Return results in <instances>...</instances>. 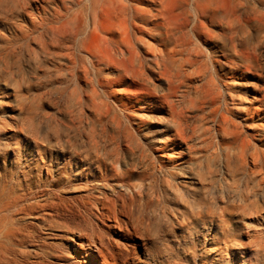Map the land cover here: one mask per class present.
I'll return each instance as SVG.
<instances>
[{"label": "bare ground", "instance_id": "bare-ground-1", "mask_svg": "<svg viewBox=\"0 0 264 264\" xmlns=\"http://www.w3.org/2000/svg\"><path fill=\"white\" fill-rule=\"evenodd\" d=\"M243 6L239 0H11L10 17L3 19L26 36L32 28L40 31L39 51L53 66L51 82L57 91L72 84L79 97L69 116L85 118L89 129L83 145L54 134L57 155L48 137L42 142L49 150L39 138L31 145L37 155H55L34 160L36 187L64 193L79 183L82 217L40 218L38 210L55 205L54 193L28 194L32 173L24 171L25 195L0 206V264L37 260L44 253L41 241L54 239L58 230L65 236L59 245L86 264H132L153 200L188 204L181 224H213L224 245L231 242V218L244 216L250 206L264 208V108L257 114L262 133L251 139L221 111L224 92L237 79L247 83L257 63L254 47L264 45V13L241 11ZM26 22L32 28L22 26ZM147 132L154 134L149 143H158L151 147L154 161L140 146ZM3 134L5 140L11 136ZM12 134L18 138L22 131L17 127ZM202 150L212 152L220 175L250 176L256 183L252 199L235 194L223 206L198 199L192 172ZM233 242L243 255V244ZM257 248L264 254V243Z\"/></svg>", "mask_w": 264, "mask_h": 264}, {"label": "rangeland", "instance_id": "rangeland-1", "mask_svg": "<svg viewBox=\"0 0 264 264\" xmlns=\"http://www.w3.org/2000/svg\"><path fill=\"white\" fill-rule=\"evenodd\" d=\"M239 1L244 4L240 8L241 11L245 8L264 13V0ZM10 5L11 0H0V74L2 75L0 125H5L0 129V206L4 201L25 195L22 175L27 171L32 173L34 187L32 191L27 190L28 194L36 191L40 194L41 190L45 194L54 193L55 205L44 212L38 210L40 218L53 217L56 221L80 220L83 211L76 202L81 185L77 183L74 189L64 193L57 188L49 191L48 187H36L39 172L36 168H32L34 160L39 156L55 159L54 156L61 148L56 143L57 139L54 135L56 133L62 135V140L70 137L77 144L86 141L89 127L85 125V118L73 121L69 116V106L78 99L79 95L70 83L61 85L63 87L57 91V87L51 82L54 78L52 62L47 61L39 51L40 31H36L28 22L22 26L27 29L32 28L33 33H27L30 36L10 28L9 21L3 19L5 16L10 17V13L7 12ZM250 48L252 49V46ZM254 50L256 54L258 53L257 63L253 71L247 72V83H243L240 79L230 83L233 87L227 93L224 92L225 99H221V111L240 126L242 136L247 139L258 138L262 133L258 132L261 120L257 114L264 108V103L261 105L259 102L264 92V45L258 43ZM220 60L225 68H228L224 59ZM223 88L224 86L221 87L222 90ZM254 94L257 98L253 97ZM80 121L83 123L80 124ZM17 127L22 131L18 138L12 134ZM3 133L11 136L5 140V136L1 135ZM151 136L154 137V134L145 133L140 139V146L149 155L150 160L154 161L151 147L158 146V143L156 138L149 143ZM46 137L52 143L50 145L54 146L55 155L49 152L43 155L42 150L38 151L40 155L39 153L37 155V151L31 147L35 138H39L38 142L47 145L42 142ZM47 147L49 150L50 146ZM202 152L199 153V161L192 172V177L197 183L195 187L199 190L198 199L223 206L228 204L226 202L232 195L250 197L256 185L250 176L240 174L222 176L218 172L219 163L212 156V152L205 153L204 150ZM154 154L153 156H158L159 153ZM130 158L132 157L129 156ZM28 167L31 169L27 170ZM184 187L185 191L186 188L190 189L189 186ZM156 191L158 195L159 193L160 196L163 195L159 189ZM205 193H208V196H204ZM166 199L159 203L153 200L149 204L145 214L148 230L144 242L139 238L136 239L137 254L132 264H264V254L257 252V247L264 243V208L250 206L244 216L231 218L228 225L231 242H226V246L222 242L224 237L220 234L221 229L213 224H207L205 227L201 223L183 226L181 220L184 214L189 213L188 204L178 206L180 203L176 204ZM31 220V227L42 233L43 230L36 227L35 220ZM98 224L103 226L100 222ZM61 231L52 233L55 235L54 239L41 241L44 253H41L37 260L30 259L35 263L27 262V264H86L83 259H76L67 247L59 245L65 239L64 232ZM75 235L76 233H71V239H76ZM112 236L111 238L114 239L115 235ZM233 240L243 244L241 247L243 255L239 256L236 253L237 245ZM142 242L147 244L146 247ZM120 243L124 242L120 241ZM234 256L237 257L235 261Z\"/></svg>", "mask_w": 264, "mask_h": 264}]
</instances>
